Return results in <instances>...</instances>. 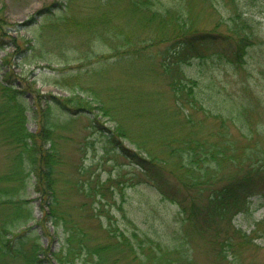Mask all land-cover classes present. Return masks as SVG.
Returning <instances> with one entry per match:
<instances>
[{
	"label": "trees",
	"instance_id": "16d2710c",
	"mask_svg": "<svg viewBox=\"0 0 264 264\" xmlns=\"http://www.w3.org/2000/svg\"><path fill=\"white\" fill-rule=\"evenodd\" d=\"M115 1V33H112L108 24L111 19L110 1L106 2L105 9L99 10V16H92L85 26V22L82 23L78 18L79 15L75 13L71 16L68 13L70 5L65 1H55L52 7L46 8L48 11L45 15L52 20L47 23V27L62 32L60 28L72 26L70 30L75 32L78 40H82L86 29H92L112 50L110 55H102L99 63L91 70L90 78L85 76L87 73L84 74L85 69L81 63L78 71L69 79L62 82L58 80L59 86L74 93L68 98H54L60 103L70 101L71 105H65L64 111H70L71 114H77L82 108L91 111L99 108L101 112L104 105H92L90 100L97 102L101 91H108L109 94L113 92L115 110L107 105L105 113L108 114L110 110L115 115H121L115 117V129H108L109 141L115 144L117 152L139 165L147 180L165 199L179 205L185 232L204 236L211 245H215L220 264H258L253 260L244 262V241H234L235 235L241 231L242 238L250 242L248 234L238 227L233 228V234H228L227 229H222L221 222L226 221L232 225L231 217L238 211L246 210L253 195L263 194L264 158L261 156L264 157V147L254 152L248 149L244 153L245 149L242 155L247 156L238 160L232 151L236 149L230 137L213 142L198 137L203 124L201 120L189 115L176 121L170 120L166 118V108L159 116L161 123L157 122L156 117L154 122L145 119L147 111L154 109L155 102L160 100L158 93L147 90L144 82H152L156 78L154 67H157L154 64L157 55H154L150 47L166 43L162 53L163 69L170 74L171 84L179 82L175 96L185 99L191 97L198 86V80L188 77L182 69L190 59L205 58L213 51V46L227 42L235 46L233 51L226 52L229 59L237 64L244 62L246 48L253 44V37L252 33L244 30L245 27H240V23L241 26L248 25V19L238 12L231 19L242 31L231 26L227 31H222L219 22L214 27L201 28L197 25L196 17L193 14L189 17L181 7L168 6L159 12L153 9L149 0ZM189 9L190 14L191 7ZM57 10L61 12L60 16H55ZM99 23L101 28L93 30ZM118 24L122 25L119 27ZM10 29L0 11L1 46L5 42L14 41L13 44L25 53L26 49L19 40L2 35V32ZM45 34V38L50 35L47 32ZM231 38L234 40L229 41ZM220 52L224 55V51ZM38 56L49 62L52 60L50 51L40 52ZM119 64H122L120 68ZM115 68L119 72L113 76L111 72H115ZM179 71L182 79L175 76ZM4 80L0 93L5 96L0 105V143L10 146L16 153L12 155L7 168L0 171V264L192 263L189 253L179 247H166L150 236L135 231V239H131L124 234V230L109 225L105 231L110 239L105 238L104 241L98 229L86 225L84 222L88 217L86 210L89 202H72L71 191L76 189L94 200L101 188L92 180L85 188L78 182L58 187L53 172V155L48 153L43 144L45 139L50 138L47 136L52 132L54 134L47 112L43 113L40 132L30 133L26 127V105L19 100L23 91L17 89V84L12 83L9 77ZM89 93L94 97L88 98ZM48 102L45 110L50 109ZM128 103L134 108L127 109ZM253 108L246 106L245 111L238 113L244 112L243 115L247 116V112ZM215 116L222 122L226 120L220 113H215ZM174 126L179 127V130H172ZM126 139L134 147L125 142ZM14 147H21V151L18 152ZM59 163H63V159ZM224 163L232 164L235 172L226 176L225 184L218 185L217 181L223 180L221 169ZM31 177L37 178L34 189L42 199V217L38 220L41 233L36 226L29 224L30 220L35 219L33 202L26 194L27 180ZM203 197L205 201L201 200ZM58 230H61V235ZM43 235L50 243L47 246L42 242ZM57 238L60 241L59 247L53 249L52 242Z\"/></svg>",
	"mask_w": 264,
	"mask_h": 264
},
{
	"label": "rangeland",
	"instance_id": "374dc122",
	"mask_svg": "<svg viewBox=\"0 0 264 264\" xmlns=\"http://www.w3.org/2000/svg\"><path fill=\"white\" fill-rule=\"evenodd\" d=\"M55 1L67 2V5H70L68 13L71 16L75 13L79 15L82 23L85 22L84 26L89 24L87 20L92 16H99V10L105 9L106 2L110 1L111 19L108 24L112 33L115 31L117 3L115 0H0L2 18L11 27L8 32H2V35L19 40L26 49L23 53L20 47L13 44L14 41L5 42L4 46L0 44V93L1 84H4L7 77L12 83L17 84V89H22L19 100L26 105V127L30 133L40 132L43 113L47 112L49 122L54 127V134L52 132L47 136L50 138L45 139L43 144L54 158L53 172L54 178L57 179L56 184L59 187L78 182L85 188L92 180L101 188L94 200L76 189H72L70 197L76 204L89 202L86 210L88 217L84 223L98 229L99 236L104 238V241L110 239L105 229L112 225L124 230V234L131 239H135L133 233L136 231L171 249L179 247L183 252L189 253L193 264H220L215 245H211L204 236L189 235L185 232L180 219L182 216L179 205L165 199L147 180L144 170L118 153L114 148L115 144L109 141L108 129H115L117 124L115 117L121 116L115 115V112L109 109L108 114L105 113L107 105L114 107L115 110L113 92L109 94L108 91H101L98 93L100 98L97 102L90 100L92 105H104L101 112L99 108L92 111L89 108H82L77 114H71L70 111H64L65 105H71L70 101L64 100L61 103L56 101L55 98H68L74 93L59 86L58 80L62 82L69 79L78 71L81 63L85 69L84 74L87 73L85 76L88 75L87 78H90L91 70L99 63L102 55L108 56L112 50L102 37L91 31L92 29H86L82 34V40H78L75 32L70 30L72 26L60 28L62 32H55L52 27H47V23L52 20L45 15L48 11L46 8ZM149 2L153 9L159 12L168 6L181 7L189 17L192 14L196 17L197 25L201 28L214 27L218 22L222 31H227L230 26L239 31H242L240 27H245V31L252 33L253 44L246 48L245 60L239 64L232 62L227 56L226 52L230 53L235 47L234 44L230 46L227 42L213 46L211 48L213 51L205 58L194 57L187 61L182 69L188 77L198 80V86L193 90L191 97L187 96L185 99L175 96L179 82H172V85L169 82L170 74L163 69L162 53L166 43L150 47L154 55H157L154 64L157 67V69L154 67L156 78L152 82L148 80L144 82L147 90L158 93L160 100L155 102L154 109L147 111L145 119L154 122L156 117L157 122L161 123L160 115L166 108V118L170 120L176 121L188 115L201 120L203 124L198 137L212 142L230 137L236 149L232 151L238 160L247 156L242 154L248 149L254 152L264 147V0H149ZM238 12L248 19V25L241 26L240 23V27L236 26L231 18ZM60 15L61 12L57 10L55 16ZM118 25L120 27L122 24ZM95 27L93 30L100 29V23ZM45 32L50 33L47 38ZM233 40L231 38L229 41ZM220 50L224 51V55L220 54L222 53ZM46 51L51 53L50 62L38 56L40 52ZM28 52L29 55H26ZM121 65L119 64V68ZM116 72H119L118 68H115L111 75H117ZM175 76L182 79L181 71ZM87 97L94 96L89 93ZM3 99L5 96L2 94L0 105ZM48 101L50 109L45 110L49 105ZM127 106V109L134 108L129 103ZM246 106L254 108L247 112V116L243 115L244 112L238 113L245 111ZM215 113L225 116L226 120L222 122ZM179 127L174 126L172 130H179ZM125 142L134 147L130 140L126 139ZM14 148L18 152L21 151V147ZM245 149L246 151L242 153ZM15 153L10 146L0 143V171L7 168L9 160ZM62 159L63 163H59ZM231 165L224 163L221 169L224 173L221 172L223 180L217 181L218 185L225 184L226 176L235 172ZM36 181V177L28 178L26 194L34 204L36 219L30 220L29 224L37 226V231L40 232L38 219L41 217V198L39 199V193L34 189ZM201 200L206 199L203 197ZM93 212L95 214L91 216ZM231 219L232 225L226 221L221 222L222 229H227L228 234H233V228L238 227L251 238L250 243L242 238L241 231L235 235V242H242L241 239L244 241L243 261L253 260L258 264H264V190L263 194L259 193L251 198L246 210L236 212ZM58 233L61 235V230H58ZM220 239L222 240V237ZM42 242L44 245L50 244L45 236ZM59 242L58 238L53 241L52 248L59 247Z\"/></svg>",
	"mask_w": 264,
	"mask_h": 264
}]
</instances>
